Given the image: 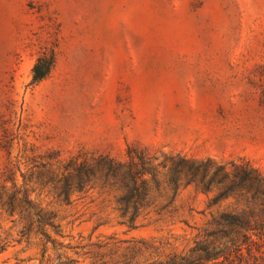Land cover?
<instances>
[{"label": "rangeland", "instance_id": "obj_1", "mask_svg": "<svg viewBox=\"0 0 264 264\" xmlns=\"http://www.w3.org/2000/svg\"><path fill=\"white\" fill-rule=\"evenodd\" d=\"M130 150H146L159 171L149 176L156 207L136 229L122 223L115 188L98 182L65 203L41 183L57 155L123 161ZM181 158L264 175V0H0V168L19 166L18 186L32 168L31 198L59 226L46 227L48 241L34 228L22 237L18 214L0 209L9 241L0 264H147L186 253L193 228L237 204L230 196L208 207L219 187L204 191L211 177L192 178L188 165L174 170ZM253 250L264 257V242Z\"/></svg>", "mask_w": 264, "mask_h": 264}, {"label": "trees", "instance_id": "obj_2", "mask_svg": "<svg viewBox=\"0 0 264 264\" xmlns=\"http://www.w3.org/2000/svg\"><path fill=\"white\" fill-rule=\"evenodd\" d=\"M48 71L49 67L45 72L37 74V69H34L36 74L33 80L40 81ZM58 157L55 156L52 163L42 164L46 180L44 182V178L41 179V183L45 186L51 185L53 192L63 202L69 203L73 193L86 191L101 182L103 186L108 185L121 192L122 195L117 201L118 209L121 217L126 219L122 223L128 224L131 230L137 228L135 221L142 210L156 207L152 205L149 176L154 181L159 171L153 164V157L146 150L138 155H133L130 150L123 161L99 156L90 159L71 158L64 163ZM187 165L192 178L200 171L202 179L211 177L205 183L204 191H209L214 181L219 187L221 193L210 201L208 207L219 205L220 201L230 196L237 206L231 210L212 213L205 227L193 228L196 231L193 245L186 253L147 264H256L258 260H261L258 264H264V257L258 258L253 250V246L264 242V175L248 164L230 162L221 165L209 159L203 164L181 158L173 168L183 169ZM24 166L26 174L31 171L32 168H28V165ZM18 170L21 172L22 169L9 164L0 168V209L10 215L18 214L19 220L25 223L21 231L22 237L34 228L37 235L48 241L46 227L58 231L55 215L37 205L31 198L27 188L31 177L21 174L23 182L18 186L15 176V171ZM7 184L10 186L7 187ZM173 184L176 193L178 180ZM8 246V239L0 236V253Z\"/></svg>", "mask_w": 264, "mask_h": 264}]
</instances>
